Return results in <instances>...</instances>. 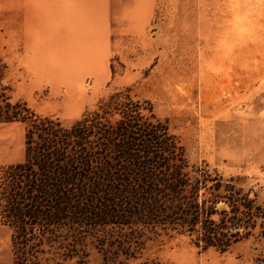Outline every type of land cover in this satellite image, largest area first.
<instances>
[{"label": "rangeland", "instance_id": "obj_1", "mask_svg": "<svg viewBox=\"0 0 264 264\" xmlns=\"http://www.w3.org/2000/svg\"><path fill=\"white\" fill-rule=\"evenodd\" d=\"M118 92L150 102L189 165L264 201V0H0V106L68 127ZM24 128L0 123V178L23 160ZM127 264H264V239L219 253L174 235Z\"/></svg>", "mask_w": 264, "mask_h": 264}, {"label": "trees", "instance_id": "obj_2", "mask_svg": "<svg viewBox=\"0 0 264 264\" xmlns=\"http://www.w3.org/2000/svg\"><path fill=\"white\" fill-rule=\"evenodd\" d=\"M12 122L25 125L23 160L0 178L12 264H89L88 245L101 264H127L174 235L219 253L264 239V201L189 165L147 100L115 93L68 127L5 103L0 123Z\"/></svg>", "mask_w": 264, "mask_h": 264}]
</instances>
